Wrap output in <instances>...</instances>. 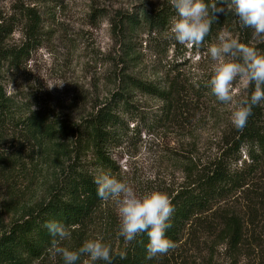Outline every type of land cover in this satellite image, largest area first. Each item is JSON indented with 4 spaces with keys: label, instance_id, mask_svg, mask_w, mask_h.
Masks as SVG:
<instances>
[{
    "label": "rangeland",
    "instance_id": "obj_1",
    "mask_svg": "<svg viewBox=\"0 0 264 264\" xmlns=\"http://www.w3.org/2000/svg\"><path fill=\"white\" fill-rule=\"evenodd\" d=\"M14 2L0 0V10L7 12ZM161 9L168 11V18L150 27L145 19ZM38 10L43 17L38 45L16 65L7 63L3 68L5 88L18 113L36 112L51 127H57L55 123L60 120L78 122L88 114L92 104L106 103L113 94L124 90L127 77L164 85L168 74L172 77L180 73L186 75L190 84L199 85L203 92L195 105L194 136L190 141L197 145L202 158L224 147L221 138L234 129L230 116L236 105L219 102L211 93L208 81L214 62L204 55L209 45L218 43V33L210 43L200 47L197 59V49L189 50L171 38L170 20L175 11L169 0H41ZM21 29L9 39L11 46L20 47L25 42ZM223 30L241 40L235 27ZM255 38L264 40V37ZM182 59L186 65H180ZM247 87L239 79L235 81L234 99L244 96ZM127 91L122 115L131 120L130 130L126 142L112 153L115 170L94 165L95 153L91 149L82 151V162L89 163L95 177L107 173L129 184L137 195L153 190L169 195L181 183L185 167L177 156L170 155L187 141L180 127L184 119L178 117L176 121L165 122L161 128L155 122L163 115V102L132 88ZM192 99L194 104L195 98ZM72 141V138H59L42 143L21 134L9 136L1 143L7 157L18 156L22 165L18 166V162L16 166L0 167V231L48 198L60 173L55 161L61 153L59 146L71 145ZM241 155L242 161L233 166L241 167L248 155L246 146L241 149ZM252 183V193H264V165ZM255 187L261 188L257 191ZM104 203L96 226L91 225L101 240L108 236V231L102 232L108 216L113 222L111 226L107 224L112 229V238L117 237L119 227L117 205L114 201ZM231 206L242 215L247 213L244 201ZM260 215L259 235L247 253L238 255L237 264H264L263 201ZM108 226L106 229L110 230ZM215 236L204 232L199 242L194 241L180 255L189 263L231 264L225 245L217 243ZM86 258L81 256L78 261L83 264ZM181 262L179 259L178 263ZM34 264H64V261L51 253Z\"/></svg>",
    "mask_w": 264,
    "mask_h": 264
},
{
    "label": "trees",
    "instance_id": "obj_2",
    "mask_svg": "<svg viewBox=\"0 0 264 264\" xmlns=\"http://www.w3.org/2000/svg\"><path fill=\"white\" fill-rule=\"evenodd\" d=\"M40 3L41 0H15L7 12L0 10V167L9 164L16 166L18 162V166L22 165L18 156L8 158V154L2 150L1 143L6 142L9 136L24 134L42 143L59 138H72L73 141L71 145L59 146L61 153L55 161L60 173L49 190L48 198L0 231V264H34L46 259L52 253V240L58 239L44 227L50 221L64 224L71 232L69 238L59 241V246L77 250L85 240L98 238L91 225L96 226L97 216L103 213L105 201L97 195L95 175L90 171L89 163L84 165L82 162L83 152L93 150L94 165L108 171L115 170L112 153L126 142L130 130L131 120H126L122 115L129 88L163 102V115L155 122L161 128L165 122L176 121L178 117L184 119L180 127L187 141L179 151L170 155L177 156L185 167L181 183L168 195L174 212L169 220L171 227L166 230V238L173 241L175 247L167 254L147 259V235L141 234L128 244L119 235L112 238L109 227L112 217L108 216L109 226L104 224L102 227V232L108 231V236L103 237L102 241L111 246L112 264H179V259H182L180 264H198L196 261L189 263L180 254L194 241L199 242L204 232L215 234L216 242L225 245L230 263L237 264L238 255L247 253L253 245L261 224L260 205L264 202V193H252L251 184L264 165V101L253 107L243 130L231 129L221 138L224 147L205 158L199 155L197 145L190 141L194 136L192 123L196 114L195 105L203 97V92L199 85L190 84L186 75L180 73L172 77L168 74L164 85L127 77L123 83L126 84L124 90L113 94L106 103L92 104L88 114L78 122L60 120L55 123L57 127H51L36 112L31 115L18 113V108H15L6 91L3 68L7 63L16 65L38 45L43 28V17L38 10ZM218 7L226 9V5L218 4ZM154 14L145 19L150 27L169 16L164 9ZM215 15L216 19L203 44L210 43L220 30L235 27V31L241 35V43L264 55V40L255 38L252 29L241 28L233 13L226 10ZM131 22L134 24V21ZM19 27H22L25 42L20 47H14L8 42ZM183 64L186 65V61L180 63ZM251 91L252 86L248 85L245 95H250ZM192 98H195L194 104ZM176 111L179 115L175 114ZM244 146L248 149V155L241 167L233 166L242 161L241 149ZM255 188L258 191L261 187ZM242 201L247 205L244 215L231 206ZM107 226L110 230L106 229ZM122 251L126 252L124 259L118 255ZM76 264L82 262L77 261Z\"/></svg>",
    "mask_w": 264,
    "mask_h": 264
},
{
    "label": "clouds",
    "instance_id": "obj_3",
    "mask_svg": "<svg viewBox=\"0 0 264 264\" xmlns=\"http://www.w3.org/2000/svg\"><path fill=\"white\" fill-rule=\"evenodd\" d=\"M175 15L170 20L171 38L191 50L199 49L211 30L215 14L231 12L237 18L241 28L253 30L255 37H264V0H169ZM226 5L225 7H218ZM218 43L207 47L204 55L214 62L208 86L217 101L235 103L230 120L237 130L246 127L254 106L264 101V55L247 44L241 43L227 30H220ZM183 62V59L180 61ZM242 81L251 85L250 95L235 100L234 82ZM97 195L102 201H114L119 218L118 235L126 244L136 240L137 236L146 234L149 242L146 245V258L167 254L175 247V243L166 238V230L171 227L169 220L174 207L166 193L149 191L137 195L134 189L122 180L107 173H100L94 179ZM44 227L51 236V252L59 255L64 264H76L81 256L87 257L83 264H94L105 261L112 264V249L101 239L85 240L77 250H69L59 246V241L70 237L71 232L62 223L47 222ZM121 259L126 252L118 253Z\"/></svg>",
    "mask_w": 264,
    "mask_h": 264
}]
</instances>
